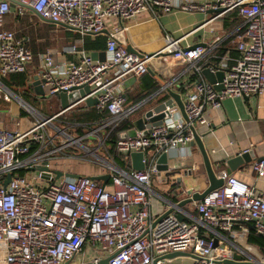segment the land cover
<instances>
[{
    "label": "built area",
    "instance_id": "obj_1",
    "mask_svg": "<svg viewBox=\"0 0 264 264\" xmlns=\"http://www.w3.org/2000/svg\"><path fill=\"white\" fill-rule=\"evenodd\" d=\"M174 7L213 11L201 24L229 11L237 12L243 19L233 37L238 54L231 62L224 55L216 61H202L210 45L185 47L189 44L181 45L180 37L165 33L166 41L156 50L158 54L170 55L196 73L182 91L183 96L180 92L188 119L175 102L167 103L164 116L148 131L135 129L133 135L119 136L118 126L138 105L126 104L124 94L112 86L124 73L146 72L155 54L128 49L118 40L117 31L126 26V19L141 11L158 16ZM27 8L81 34H105L104 59L92 57L90 49L74 43L62 48L73 52V58L57 59L49 48L37 52L45 93L55 94L87 83L89 94L97 99L94 106L104 114L83 135L53 124L56 114L36 118L24 130L18 129L17 123L7 126L0 120V264H101L105 257L108 264H169L164 255L176 250L194 254V264H213L212 259L220 257V243L228 240L234 244L226 236V232H234V226L241 229L244 222H251L254 233L264 237V186L232 175L223 176L221 185L196 201L197 216L180 219L175 211H151L155 193L152 176L160 177L158 156L162 152L170 155L175 149L192 153L190 125H209L206 108L221 106L225 97L249 96L264 89V0L16 1L19 16ZM9 10L10 0H0V99L13 97L20 102L2 79L9 72L24 70L34 51L14 29L5 26ZM104 27L108 32L102 31ZM113 65H120L121 71L106 77V69ZM205 66L213 71L223 69L222 77L208 80L202 72ZM113 130L117 132L113 134L114 151L124 156L129 151H143V169L132 168L131 164L128 168L121 166L109 150L108 157L97 153L98 147L109 148L105 140ZM60 134L65 140L56 145L53 137ZM90 134L96 140L95 146L83 144ZM74 143L104 164L103 173H109L105 185L84 173L55 176L51 166L54 152ZM41 165L46 168L37 167ZM252 168L256 178L264 176V156L254 160ZM8 173L10 178L3 184Z\"/></svg>",
    "mask_w": 264,
    "mask_h": 264
},
{
    "label": "crops",
    "instance_id": "obj_2",
    "mask_svg": "<svg viewBox=\"0 0 264 264\" xmlns=\"http://www.w3.org/2000/svg\"><path fill=\"white\" fill-rule=\"evenodd\" d=\"M179 12H181V9L177 7L172 8L168 12L161 13L158 16H153L146 10L141 11L124 21L126 26L117 31V38L123 42H130L131 46L138 50L153 52L164 45L166 41L165 33H169L173 37H180L179 43L181 45L196 41H204L206 45H210L208 52L201 58L202 61L205 58H207L206 61H216L221 55L226 56L228 62L235 59L238 54V49L234 45L233 37L243 25L241 15L235 11H229L224 15L213 17L205 24H201L205 17L208 15L212 16L214 12L208 11L207 13H203L198 20H196V17L182 20L178 15ZM234 16H238L240 20L239 23L231 26L229 21H231ZM109 20L113 23L116 19L110 18ZM176 20H178V22H176ZM224 21H227L228 25H225ZM48 22L53 21L41 17L31 8H27L25 14L19 16L16 13L15 6L14 8L10 6L4 24L5 26L14 28L18 38L21 39L24 44L30 46L34 52L37 51L36 44H33L35 40L34 36L38 35L36 36V40L44 39L43 42L49 43L50 46H48V48L53 51L55 58L75 57L73 52L63 51L54 46L53 38H56V36L51 33L50 30H55V27L59 25L63 26L65 29L72 30V34L75 35V38L74 40L68 39V43H74L76 46H83V37L89 32L81 34L79 31L66 27L63 24L53 22L55 24L50 26L47 24ZM18 23L22 24V26L28 25L34 26L35 29L39 28L33 31L34 35L32 37L34 40H31L27 32H18ZM232 33L233 36L230 38V41L223 43V40ZM89 34L94 36L95 33ZM222 44L227 46L221 48L220 45L222 46ZM87 49H90V51L94 49H105V38L102 48ZM149 65L152 68L151 71L148 69L142 74L124 73L116 79V82L112 86L114 91H120L124 94L126 104L132 103L138 105L137 108L120 123L116 130L118 132L132 127L134 130L136 129L141 132L148 131L157 121L153 122L149 117H146L144 113L147 109L158 106V104L169 99L170 93L167 90V86L181 92L183 96L182 91L184 88L196 78V73L191 69H187L181 61L172 58L170 55H163L162 53L155 54L150 59ZM28 67L30 71L26 83H28L31 88L29 93L26 91L28 98H48L38 96V94L33 91L30 84L33 74L39 71V59H37V62L31 60L28 63ZM120 71V65H113L108 67L104 74L106 77H110L118 74ZM156 75L160 76L163 81H160ZM16 94L18 96V93ZM51 96H55L59 100L56 94H51ZM59 105L60 110L55 113V118L58 116L61 118L66 117L64 113L73 108L78 111L75 119L85 117L83 118L84 121H79V123L84 122L83 124L97 123L104 114L97 110L94 104L88 105L84 100H80L66 110H61L60 100ZM13 107L14 106H12V108ZM205 115L209 120V125L196 124L195 128L198 134L201 135L202 142L208 152L212 167L216 174L220 176L232 175L245 182L255 183L259 187L264 186V176L256 178L252 168V162L264 156V89L259 92L251 93L249 96L236 94V96L225 97L222 99L221 106L206 108ZM57 120L63 121V123L58 124L73 134L83 135L87 132L88 127L86 125H83L85 127H75L74 129L69 123V125L64 124L65 121L63 119L58 118ZM15 123H17L16 127L18 129L24 130L29 127L32 122L29 125H24L20 121ZM137 124H139L140 127H138ZM6 125L13 124L8 123ZM100 133L102 134V132ZM111 140L112 139L105 140L109 148H96L99 155L101 154L100 156H109L108 150H110L112 146ZM190 146L192 153H184L183 150L180 152L178 149L172 150L170 156L171 159L175 158L176 167L174 168V161L171 160L170 170L160 171V177H157V175L154 176L156 184L153 185L151 183L155 191L151 202V211L153 214L164 212L174 204L173 202L179 201L194 191H201L208 185V177L199 147L196 144H191ZM97 163L99 164V170L86 172L78 170V168L72 164L65 163L63 166L56 165L54 164V159L51 160V166L55 169L88 175L103 174L105 171L104 164L100 161H97ZM64 165H66V167ZM227 170L229 172H227ZM195 203L196 201H192L183 207H177L175 212L180 213L185 219L197 216L198 212L195 209ZM250 224L252 223L244 222V226L242 225L241 229L234 226V232H226V236L232 240L234 244L228 240H224V242L219 244L220 246L217 248V250H219L217 254H219L220 257L229 256L232 251L237 250L244 253L246 258L263 260L264 246H260L258 243L248 240L250 232L253 231V227H250ZM244 227L249 230L246 232L243 230ZM244 233L246 234L243 235ZM235 243L237 245H235ZM169 264H194V261L190 255H175L169 258Z\"/></svg>",
    "mask_w": 264,
    "mask_h": 264
},
{
    "label": "water",
    "instance_id": "obj_3",
    "mask_svg": "<svg viewBox=\"0 0 264 264\" xmlns=\"http://www.w3.org/2000/svg\"><path fill=\"white\" fill-rule=\"evenodd\" d=\"M16 1L17 0H10L11 8H14ZM41 17H43V16H41ZM43 18H45L47 20L49 19L46 17H43ZM102 31L108 32V29L106 27H104L102 29ZM196 44L204 45L206 43L204 41H196V42L190 43L189 45H186L185 47H191V46H194ZM124 45L128 49H131V50L134 49V47L131 46L130 42H124ZM158 52L159 51H153L151 53L158 54ZM91 55L94 58L104 59L106 56V51H105V49H100V50L94 49V50H91ZM148 69L150 71L152 70L150 65H148ZM202 72H203L204 76L210 81H214L216 78H221L223 75V69H216L213 71V70L209 69L207 66L203 67ZM156 76L160 81H163V79L160 76H158V75H156ZM30 84L33 88V91L36 94H38V96H40V97L51 96L50 93H45V91H44V88H43L42 83H41V77L39 75V71H37L33 74V78L30 80ZM216 86L219 87V86H221V84H217ZM167 90L170 93L169 99L158 104V106H154L152 108L147 109L145 111L144 115L146 117H149L150 120H152L153 122H156V121L158 122L164 116L165 112L163 111V109H164L165 105L167 103L171 104L172 102H175L178 105V107L182 113V116L185 119H188L187 114H186L185 109H184V102L181 98L180 92L177 90L171 89L169 86H167ZM89 91H90V86L87 83H82V84L72 85L69 90H66V89L58 90L55 92V94L60 100L61 110H66L68 108H71L72 107L71 105L78 103L80 100H84V102L88 105L96 103V101H97L96 97L91 96V94H89ZM23 101L25 103H27L31 108H33L26 100L23 99ZM137 125H138V127H140L139 124H137ZM190 128H191L192 134H193V139L191 140L190 144H196L199 147V150H200L201 155H202L203 164H204L206 174L208 177V185L201 191H194L192 193L189 192L190 193L189 195L185 196L184 198L180 199L177 202H173L174 204L171 205L167 210H165L164 213L175 211L177 209V207H183L187 203L201 199L208 191H210L211 189L221 185L223 182V179H224L223 176L217 175L214 168L212 167L208 152L206 151V148L204 147V144L202 142L201 135L198 134L195 126L193 124H191ZM127 134H129V135L135 134L134 128L132 127V128H129L127 130H123V131L118 133L119 136H126ZM127 154L130 157L132 168H135V169H143L144 168L145 164L142 161V158L144 155L143 151H141V150L129 151V152H127ZM171 160L174 161L173 166L175 168L176 167L175 158L171 159L170 155H168L165 152H162L156 160V162H157L156 167H157L158 171L160 172V171L170 170L171 168H169V166H170V163H172ZM37 167L46 168V166H43V165L37 166ZM53 172L55 173L56 177H59L62 175H65L68 177H75V176L79 175L78 173H75V172L63 171L60 169H53ZM227 172H229V171L227 170ZM89 177L101 180L102 185H105V183L107 182V179L109 177V173L91 174V175H89ZM9 178H10V173H8L6 178L3 180V184H6L9 180ZM176 214L180 219L183 218V216L180 213H176ZM250 227H253V225L250 224ZM175 255H190V256H192L194 254L176 250V251L168 252L164 256L170 258V257H173ZM100 262H101V264H108V257L103 258ZM212 262H213V264H264V259L263 260H254L251 258H246V255L244 253L239 252L237 250H234L230 253L229 256H223V257L221 256V257L213 258ZM88 264H90V263H88Z\"/></svg>",
    "mask_w": 264,
    "mask_h": 264
},
{
    "label": "rangeland",
    "instance_id": "obj_4",
    "mask_svg": "<svg viewBox=\"0 0 264 264\" xmlns=\"http://www.w3.org/2000/svg\"><path fill=\"white\" fill-rule=\"evenodd\" d=\"M204 12L201 11H184L181 10V12L178 13L179 17L182 18V20H188L191 17H196V20L200 19V15L203 14ZM27 17V16H25ZM34 18V17H33ZM25 21V20H24ZM26 22V21H25ZM178 22V20H176ZM48 25H54L55 23L53 22H48ZM58 27V28H57ZM55 27V30L51 29L50 32L53 33L56 38H53V44L56 46L58 49L63 48L65 44L68 43V39L74 40L75 35L72 34V30L70 29H65L63 26H57ZM12 28V27H10ZM186 28V27H185ZM14 29V28H12ZM18 32L22 33L27 32V34L31 37V40L33 39V31L38 30L39 28L35 29L34 26H22V24L18 23ZM72 34V35H71ZM35 35V40H36ZM72 36V37H71ZM34 40V39H33ZM33 41V44H36V49L37 51L34 52V57L32 61L37 62L38 59V54L37 52L42 49L48 48L50 46L49 43L43 42V40H36ZM35 42V43H34ZM15 92L18 93V100L20 102H16L15 98L10 97L9 101H6L4 99L0 100V120L4 121V125L6 124H15V122H22L24 125H29L31 122H33L36 118L39 119L40 117H47L51 116L52 114L57 113L60 109L59 105V100L55 96H51L48 98H35V97H30L28 98V94H26V91H24L23 86L15 87L14 88ZM29 93L30 91L27 90ZM30 96V94H29ZM24 100H26L30 105L33 107L31 108L27 103H25ZM4 100V101H3ZM14 106L12 108V106ZM78 113L77 109H71L70 111H67L64 113L66 117H56L52 120L53 124H58V123H63V121L57 120L58 118L63 119L65 122L64 124H70L72 125V128L75 129V127L86 125L88 128L87 130H91L94 128V123H87V124H81L77 119H75L76 114ZM63 116V115H62ZM67 122V123H66ZM68 124V125H69ZM50 132L52 133L51 129H49ZM96 131V133H98ZM93 135L90 134L87 138H84L83 144L86 145H96V140L93 139ZM65 137L63 134H60L59 136L53 137V142L56 145H61L62 142H64ZM91 149H93L91 147ZM98 153V152H97ZM99 154V153H98ZM101 155V154H100ZM53 156H56L54 158V164L63 166V164H72L78 170L81 171H86V172H93L95 170H99V164L97 163V158L94 157V155H89L85 152V150L80 146V144H72L71 146H67L64 149H62L60 152H54ZM66 167V165H64ZM154 176H152V184L155 185V180Z\"/></svg>",
    "mask_w": 264,
    "mask_h": 264
},
{
    "label": "trees",
    "instance_id": "obj_5",
    "mask_svg": "<svg viewBox=\"0 0 264 264\" xmlns=\"http://www.w3.org/2000/svg\"><path fill=\"white\" fill-rule=\"evenodd\" d=\"M239 20L240 18L237 16H234L231 21H229V24L232 26L236 23H239ZM224 24L225 25H228L227 24V21H224ZM85 34V33H84ZM105 34L102 33V32H97L94 34V36H92L91 34L89 33H86L83 37V46L86 47V48H102L104 46V37ZM233 36V33L231 35H229L227 38H225L223 40V43H227L230 41V38ZM227 46V45H225ZM224 44H222V46L220 45L221 48L225 47ZM29 67L27 65V67L24 69V70H21V71H12V72H9L7 73L5 76H3V81L8 84L9 86H11L13 89L15 87H19V86H23L24 87V90L27 91V90H31L30 86L28 85V83H26L27 81V76H28V73H29ZM19 85V86H18ZM27 93V92H26ZM83 118L85 117H80V118H77L78 121H84ZM84 123V122H83ZM82 124V123H81ZM77 128H81V125L78 126ZM111 137L109 139H112L111 141H113L114 139V136L116 133H114V130L110 132ZM114 134V136H113ZM112 152V154H114V156L116 157L117 159V162L123 166V167H130V158L129 156H124V155H121L119 154L118 152L114 151V148H113V144L112 146L110 147V150ZM248 240L252 241V242H255V243H258L260 246H264V237L261 236V235H255L252 232H250L249 236H248Z\"/></svg>",
    "mask_w": 264,
    "mask_h": 264
}]
</instances>
